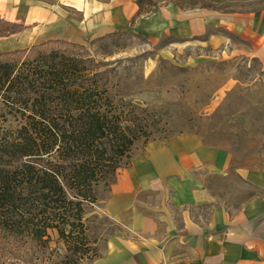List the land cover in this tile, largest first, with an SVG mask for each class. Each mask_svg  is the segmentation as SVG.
<instances>
[{
  "label": "crops",
  "instance_id": "0c3cea01",
  "mask_svg": "<svg viewBox=\"0 0 264 264\" xmlns=\"http://www.w3.org/2000/svg\"><path fill=\"white\" fill-rule=\"evenodd\" d=\"M170 1H158L164 6L143 14L135 0H0V19L18 27L0 39L28 48L54 40L81 45L128 30L193 39L212 29L208 45L223 50L234 38L246 46L238 51L264 69V12L197 13L181 21ZM228 168V153L196 134L144 145L109 187L101 208L117 229L91 264H264V173L243 176L259 192L237 209L214 207L202 214L213 198L201 172L225 177Z\"/></svg>",
  "mask_w": 264,
  "mask_h": 264
},
{
  "label": "trees",
  "instance_id": "16d2710c",
  "mask_svg": "<svg viewBox=\"0 0 264 264\" xmlns=\"http://www.w3.org/2000/svg\"><path fill=\"white\" fill-rule=\"evenodd\" d=\"M17 28L0 19V38ZM74 45L54 40L0 53L2 117L17 125L0 129L1 263L49 261L55 247L63 251L58 264L97 258L86 207L129 166L135 143L154 133L144 110L119 106L93 67L57 49Z\"/></svg>",
  "mask_w": 264,
  "mask_h": 264
},
{
  "label": "rangeland",
  "instance_id": "374dc122",
  "mask_svg": "<svg viewBox=\"0 0 264 264\" xmlns=\"http://www.w3.org/2000/svg\"><path fill=\"white\" fill-rule=\"evenodd\" d=\"M168 4L176 7L181 21L197 13L221 17L264 12V0H171ZM163 6L142 4L141 11L149 14ZM213 31L184 39L165 34L142 36L128 30L57 48L93 67L119 106L132 104L145 111L138 113L154 130L147 143L192 133L205 145L228 153L225 177L201 172L213 198L209 206L202 208V214L214 207L237 209L259 192L243 176L248 172L264 173V69L258 59L238 51L246 46L234 38L223 50L208 45V35ZM27 46L0 39V53ZM1 108L0 103V129L13 131L16 123L9 115L3 119L5 110ZM145 143L144 138L137 141L131 157ZM108 192L109 187L101 183L95 192L98 201L86 207L87 234L97 242V258L104 254L106 240L117 229L101 208ZM62 254V248L55 247L49 261L32 264H58ZM97 258H85L79 264H91ZM23 261L13 256V263L0 264H25Z\"/></svg>",
  "mask_w": 264,
  "mask_h": 264
}]
</instances>
